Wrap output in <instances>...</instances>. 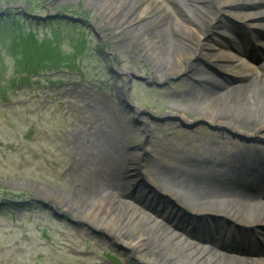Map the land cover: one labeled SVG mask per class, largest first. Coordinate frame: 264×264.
Instances as JSON below:
<instances>
[{
    "label": "rangeland",
    "instance_id": "rangeland-1",
    "mask_svg": "<svg viewBox=\"0 0 264 264\" xmlns=\"http://www.w3.org/2000/svg\"><path fill=\"white\" fill-rule=\"evenodd\" d=\"M164 1L184 24L194 28L188 18L192 10L180 9L177 0ZM148 2L140 1L125 20L141 10L148 18L154 16L156 5L151 7ZM202 2L207 10L205 19L199 16L203 35L228 43L226 37L232 35L222 29L247 32L243 27L251 25L232 11L241 8L240 0ZM0 11V264H149L146 259L152 257L151 252L142 255L122 238L135 239L143 226L132 228L125 222L133 211L134 216H153L148 208L157 204L152 217L157 221H149L176 227L162 220L166 218L162 213L174 215L173 206L181 205L158 189L157 193L167 196V200L160 197L167 204L150 200L148 208L143 202L136 206L135 201L129 202L132 195L140 192L145 198L144 192L159 178L168 186L162 176L170 175L173 161L202 172L209 165L197 164V160L203 154L199 147L206 141L213 147L212 143L230 146L232 141L264 145V126L252 131L229 116L219 128L217 115L222 102L234 111L242 109V100L236 101L237 105L235 96L226 102L216 96L208 104L199 103L202 110L213 112L207 120L184 108L181 91L194 74L191 65L200 62L227 85L243 74L221 67L224 60L210 56L214 51L205 55L197 50L176 74L156 77L152 57L139 52L135 43L145 30L140 29L143 20L139 18L126 28L117 27L116 16L104 18L88 0H0ZM234 19L241 21L239 25ZM206 39L212 42L208 36ZM47 44L53 50L44 51ZM24 49L38 53L33 59L40 61V75L21 81L25 60L20 52ZM215 49L232 57L231 63L243 62L255 68L264 59L260 54L251 61L228 44H215ZM19 82L25 85L19 86ZM248 95L253 96L251 92ZM126 150L132 153L129 167L140 166L150 181L131 184V172H123L127 162L121 159ZM79 170L84 174L78 176ZM120 174L126 194L122 199L131 206L111 207L112 223L98 226L107 210L96 215L89 208L99 193L112 188ZM53 209L61 215L53 214ZM111 226L122 236L110 230Z\"/></svg>",
    "mask_w": 264,
    "mask_h": 264
},
{
    "label": "bare ground",
    "instance_id": "bare-ground-1",
    "mask_svg": "<svg viewBox=\"0 0 264 264\" xmlns=\"http://www.w3.org/2000/svg\"><path fill=\"white\" fill-rule=\"evenodd\" d=\"M140 1L143 0H88L91 6L95 5L97 7V11L101 12V16L104 18L116 16L115 24L117 27L121 28L127 25L125 26L126 28L135 18L143 20L141 25H139L141 27L140 29L147 30L142 31L139 37L137 36L135 43L140 46L139 52L152 57L153 63H151V68L156 77H165L171 73L176 74L181 66L185 65L187 61L191 59V55H194L197 50L200 52L204 51V54L206 51H214L210 56L214 57L216 55L218 58H222L224 61L220 63L221 67L234 72H243V74L237 77L236 82L227 85L225 82L222 83L219 81L215 75L200 62L193 63L194 65H191V68L194 70V74L188 77L191 81H187V86L181 91L182 97L185 98L184 108L195 112L199 118L207 120L213 116V112H208L205 109L202 110L199 103L208 104L212 99L216 98V96L221 100L224 99L223 101L226 102L229 97L235 96L238 99H234V102L239 99L242 100V109L238 108L234 111L233 109L235 108H233V106H229L227 102L226 104L222 102L221 109L217 115V118L221 121L219 123V128L224 127L225 119L229 118V116L231 119L233 118L235 122L248 125L249 129L252 131L262 128L264 126V97L261 94L264 93V61L255 68L243 62L231 63V59L233 60V58L227 57L225 52H215V45L212 42L221 44V41L217 36L211 35L209 38L212 39V42L209 43L206 41L207 35H203V20L200 21L199 16L205 19L207 10L202 7V0H177L182 8L180 6H175L176 8L180 7V9L185 8L189 13L191 10L193 11V15L188 16V18L194 22V28L184 24L179 17L174 14L173 9L166 5L164 0H148L149 6L152 7L156 5V9L158 10L154 16L148 18L149 16H147V13L141 10L142 12L140 11L133 18L125 20L132 12L133 7ZM219 1L224 3V1L227 0ZM228 1L230 3L234 2V0ZM238 4H241V8H233L232 11L240 15L244 22L247 24H256V22L261 23L259 17L256 16L264 14V0H240ZM199 7L203 12H200L201 10ZM220 8L222 7L220 6ZM229 8L230 7L227 9ZM262 22V25H264L263 20ZM247 26L249 31H247L248 33L246 36L240 31H234L236 36L240 39L237 46H234L236 47L235 50L246 51L249 46L247 38L251 39L250 36L254 35L252 33L253 31L255 34L261 33L259 29H254L255 26ZM222 30L224 31L225 29ZM140 39L145 41L141 42ZM255 41L256 43L254 44L250 43L251 47L264 49V40L256 37ZM248 92H251L253 96H247ZM237 105L239 104L237 103ZM251 105H253L254 108L251 107ZM145 131L148 132L147 129ZM146 139H148L147 135ZM212 145L215 146H211L210 143L206 141L199 147V151L203 152V154L197 160L198 163H196L209 165L208 167L205 166V175L198 173L193 167H188L187 165L173 161L175 163L170 169V175L168 176L165 174L162 176V178L167 180L170 184H168L170 187L162 183L161 178H159L158 182H154L155 185L158 189L167 192L175 200L183 204L186 209L200 212H221L226 216L234 218V221H247V223L257 221L258 224H264V204H261L256 198L255 200L253 198V193L264 194V190L259 189H264V187L251 182H241L242 184H240L234 180L237 174H243L245 172V175L249 174L247 172L250 169L255 178H264V145L253 141L244 144L232 141L230 146L222 147H218L213 143ZM113 152L117 151L114 150ZM147 152L149 153V149H147ZM118 153H120V151L117 152V154ZM212 155L215 156L213 157ZM121 156V159L128 162V168H126L125 171H132L130 174L131 180L133 182L139 180L137 179L140 174L139 171H137L135 167H129V157L131 158L132 153L126 150L122 152ZM243 157L246 158V161H250V164H231L237 160L243 159ZM157 164L160 165L161 162ZM199 168H202V166L199 165ZM80 174H84V170H79L78 176ZM121 178L122 174H120V177H116L117 180L115 179L114 182L111 183L112 188L107 187L104 193H99V197L97 194L95 195L97 197L89 209L95 211L96 215H98L99 210H107L104 216L99 220V223H97L98 226L102 224L104 227H108V225H110L109 223H112L111 220H113L114 217L109 216L112 213L111 207L115 205L124 207L131 206L129 202H125V199H122L126 197V194L123 190L125 187ZM217 181L226 182L228 184L227 188H221L220 185H217L219 183L216 184ZM87 186L88 180H86V187ZM107 190L114 198L109 196L110 194H108ZM136 199L139 200V198ZM134 214L135 211L131 213L128 218L129 221L125 222V226L129 223H131L132 228L140 224L143 226L142 232H140L135 239L125 238L119 232L113 231L115 229L112 226L109 229L118 237L119 235L122 236V238L130 243L140 254L145 255L146 252H151L152 257L146 259L149 264H264V256L238 258L226 256L227 254H221L218 250H215L212 245L218 244L219 238L214 237L213 234L203 237L204 235L199 233L200 231H198V228L203 230H214L220 226V224H211L216 219L209 222L206 216H204L203 218L205 219H200L199 221L205 224L201 222H192L190 220L182 222L180 220L182 224L176 217L180 216L179 214L174 216L163 212L162 214L166 218H162V220L176 226L168 227L163 223H151L150 218H148L149 216L140 217L134 216ZM171 218L174 219V223H171ZM217 220L220 221V219ZM258 227L260 226H255V228ZM183 230L188 231L189 235L187 236H191L189 237L190 240L183 236ZM235 230H237V228H235ZM148 234L152 235V237ZM235 236L240 239L244 237L241 231L236 232V235L233 237ZM197 241L202 242L201 245L196 244ZM154 243L156 244L155 246L153 245V247L152 244ZM249 254L255 253L253 250H249ZM142 259L144 258L142 257Z\"/></svg>",
    "mask_w": 264,
    "mask_h": 264
},
{
    "label": "trees",
    "instance_id": "trees-1",
    "mask_svg": "<svg viewBox=\"0 0 264 264\" xmlns=\"http://www.w3.org/2000/svg\"><path fill=\"white\" fill-rule=\"evenodd\" d=\"M31 41H33V40H31ZM26 43H28L29 44V41H27ZM56 45H55V49H57V42L55 43ZM31 46L34 48V46H35V42H32V44H31ZM42 46H44V45H42ZM46 47H44L43 49H45V48H47L48 47V44L47 45H45ZM53 50L52 49V47L51 48H47V49H45L44 51H46V50ZM39 51V50H38ZM40 52V51H39ZM42 52H40L39 53V55L41 54ZM38 53H36L35 54V52H32V51H30V50H27V49H24V50H22L21 52H20V55H21V57L23 58V60H25V62H24V66L25 67H23V69H21V76H20V80L21 81H24V80H26V79H30L31 78V76L33 75H40L39 73H38V71H37V65L39 64V60H36L35 62H34V59L33 58H35L36 57V55H37ZM38 55V56H39ZM30 58H31V60H30ZM44 60V59H43ZM28 81H30V80H28ZM34 81V80H33ZM20 84H19V86H23V85H25V84H23V83H21V82H19Z\"/></svg>",
    "mask_w": 264,
    "mask_h": 264
},
{
    "label": "water",
    "instance_id": "water-1",
    "mask_svg": "<svg viewBox=\"0 0 264 264\" xmlns=\"http://www.w3.org/2000/svg\"><path fill=\"white\" fill-rule=\"evenodd\" d=\"M65 17H67V18H71V19H75V18H73V17L70 16V15H65ZM53 212L56 213V214H58V215H61V214L58 213L57 210H55V209H53Z\"/></svg>",
    "mask_w": 264,
    "mask_h": 264
}]
</instances>
